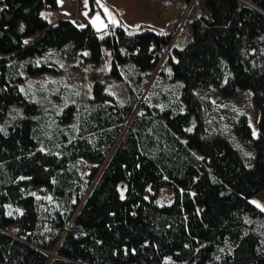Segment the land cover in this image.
<instances>
[{"label":"trees","instance_id":"trees-1","mask_svg":"<svg viewBox=\"0 0 264 264\" xmlns=\"http://www.w3.org/2000/svg\"><path fill=\"white\" fill-rule=\"evenodd\" d=\"M176 1L166 29L96 30L0 0V264H264V0Z\"/></svg>","mask_w":264,"mask_h":264},{"label":"crops","instance_id":"crops-1","mask_svg":"<svg viewBox=\"0 0 264 264\" xmlns=\"http://www.w3.org/2000/svg\"><path fill=\"white\" fill-rule=\"evenodd\" d=\"M103 5L112 12L117 21H123L134 28L146 25L166 29L171 20V16L163 9V0H103ZM50 13L52 14V19H48L50 23H54L60 18H68L77 25L86 26L89 24L94 29L101 30L105 27L92 23V18L97 13L105 25L108 26L109 23H112L108 13L101 5L92 10L90 0H87V3L85 0H62V2L57 0V8L51 10ZM262 199L263 201H261ZM254 200L264 205V191L251 197V202ZM255 205L259 207L257 204ZM259 208L264 210V208Z\"/></svg>","mask_w":264,"mask_h":264},{"label":"rangeland","instance_id":"rangeland-1","mask_svg":"<svg viewBox=\"0 0 264 264\" xmlns=\"http://www.w3.org/2000/svg\"><path fill=\"white\" fill-rule=\"evenodd\" d=\"M171 1L175 3L176 0H171ZM176 2L178 3V1H176ZM101 4H103V3H101ZM192 4H194V1L192 2ZM176 6H177V12H180L181 9H179V5H176ZM190 8H191V6L187 9V12L190 10ZM50 11L51 10H44L43 13H45L46 17H48V19L51 20L52 14L50 13ZM185 21H186V14L181 19V21L177 27L176 33H175V35L171 41V44L166 49V51L162 54L156 68L153 70L152 75H151L149 82L147 84V87L144 90L143 97L147 93V91L149 90V88L152 85L154 79L156 78V75L158 74V72L162 68L171 69V65L170 64L168 65V63H167L168 51L171 50L173 43L175 42V39L177 38V36L180 34L181 29H182ZM173 58H174V60L177 59V55L175 53L173 55ZM64 79L68 80V84L70 87H78L79 86V92L86 91V89H88V87L90 85V81L88 79L87 72L81 71V70H79V72H75V73L72 72L71 70H67V72L64 73ZM112 83L114 85L115 92L119 91V95L123 96L124 90L122 89V86H120L119 84H116L115 81H112ZM229 101H230V104L234 108H236L237 110H243L249 114L250 124L253 128V131H255V133H256L258 131V116H259L258 114H259V111H258L257 106L254 104V102L251 98L250 92L247 90H240V91L236 92L231 98H229ZM139 105H140V102L137 104L134 111L137 110ZM194 122H195V119L193 117L191 126L194 124ZM125 187H126V182H124V181L120 182L119 189H120L122 195H124V193H125ZM152 191H154V190L149 185L148 186V192L146 195L149 196L150 192H152ZM261 191L263 192L264 189ZM261 191H259V192H261ZM259 192H257L256 194H259ZM256 194H255V196H256ZM174 198H175V190L172 187H170L169 185H162L158 189H156V191H155V201L159 205L170 204L174 200ZM250 200H251V198H250ZM261 201H263V199ZM48 263H50V260Z\"/></svg>","mask_w":264,"mask_h":264},{"label":"snow or ice","instance_id":"snow-or-ice-1","mask_svg":"<svg viewBox=\"0 0 264 264\" xmlns=\"http://www.w3.org/2000/svg\"><path fill=\"white\" fill-rule=\"evenodd\" d=\"M58 2H62V0H58ZM98 2H100V0H98ZM85 3H87V0H85ZM6 7V5L4 6ZM101 7H104V11L108 13L109 18L112 20L113 23H118V21L115 19V17L113 16L112 12L109 11V9L104 6L103 4H101ZM41 15H46L45 13H41ZM85 15H87V13H85ZM92 23L93 25H98L101 27H106L107 25H105L103 23V21L100 18L99 13L96 14L95 17L92 18ZM80 27H83V25H79ZM27 41H25L26 43ZM87 54V53H85ZM37 63H39V61H37ZM113 95H115V93H113ZM184 109L181 108V111H183ZM189 131H191V129H189ZM253 135H256L255 131L253 132ZM248 155H251V153H248ZM250 166V165H249ZM47 199H51V197H46ZM253 203L257 204L259 207L264 208V205H261L258 201H253ZM10 207V206H9ZM22 211V210H21ZM11 214V213H10ZM147 243V241H146ZM166 260H171V257H165ZM217 259H219V257H217Z\"/></svg>","mask_w":264,"mask_h":264},{"label":"built area","instance_id":"built-area-1","mask_svg":"<svg viewBox=\"0 0 264 264\" xmlns=\"http://www.w3.org/2000/svg\"><path fill=\"white\" fill-rule=\"evenodd\" d=\"M194 1H196V0H194Z\"/></svg>","mask_w":264,"mask_h":264}]
</instances>
